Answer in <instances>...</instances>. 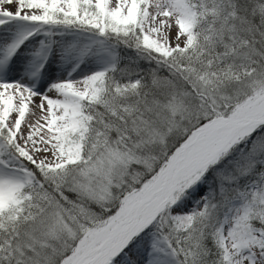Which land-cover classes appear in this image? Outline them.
Here are the masks:
<instances>
[{
	"label": "snow or ice",
	"instance_id": "1",
	"mask_svg": "<svg viewBox=\"0 0 264 264\" xmlns=\"http://www.w3.org/2000/svg\"><path fill=\"white\" fill-rule=\"evenodd\" d=\"M0 264H264V0H0Z\"/></svg>",
	"mask_w": 264,
	"mask_h": 264
},
{
	"label": "bare ground",
	"instance_id": "2",
	"mask_svg": "<svg viewBox=\"0 0 264 264\" xmlns=\"http://www.w3.org/2000/svg\"><path fill=\"white\" fill-rule=\"evenodd\" d=\"M3 7L5 8H9V10H15V4H12V5H4ZM51 95V94H50ZM35 102L38 104L39 103V98H35ZM28 119H33V117L29 116Z\"/></svg>",
	"mask_w": 264,
	"mask_h": 264
}]
</instances>
